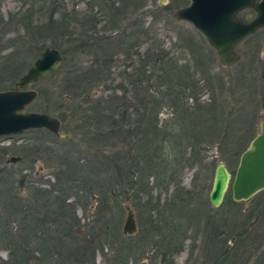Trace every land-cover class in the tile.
<instances>
[{
  "label": "trees",
  "instance_id": "1",
  "mask_svg": "<svg viewBox=\"0 0 264 264\" xmlns=\"http://www.w3.org/2000/svg\"><path fill=\"white\" fill-rule=\"evenodd\" d=\"M64 1L25 0L28 9L24 13L11 15L6 22L0 19L3 34L12 31V26L25 31L20 42H16L17 48L5 59L14 62L29 43L42 39L57 43L66 39L69 48L61 44L54 46L62 54L61 64L39 82L51 80L63 71L60 94L70 98L66 110L73 109L79 100L78 110H73L79 117L73 121L82 122L77 125L82 131L81 138L90 147L102 148L88 162L79 160V163L66 154L58 163L64 181L58 187L49 190L29 187L24 197L22 181L15 188L4 181L0 187V248L9 249V257L0 264H86L92 262L95 249L107 242L117 243L127 256L130 244L144 237L143 224L146 232L158 229L154 222L162 225L163 237L168 239L164 241L171 264L172 256L183 246L191 228L184 226L187 220L184 210L192 191L185 190L184 197L179 193L176 205H170L169 200L162 202L161 193L177 183L184 168L203 164V145L208 148L219 142L221 153L230 155L220 159L232 162L236 156L240 158L246 148H234V145L240 141L244 126L249 128L243 144L253 140L249 134L257 125L254 103L245 100L242 107L232 105L231 116L216 100L202 105L192 77L166 53L162 54L161 45L151 37L149 28L139 17L145 0H94L108 22L102 31L96 29L99 15L93 14L96 6L92 1L88 3L89 13L77 19L76 29L72 30L75 16L66 10ZM246 12L253 14L251 10ZM37 14L45 22L35 24L33 17ZM107 30L118 32L105 35ZM73 35L77 38L73 39ZM144 39L151 41L145 52H128L135 47L139 50ZM74 43L77 45L73 46ZM121 54L136 65L124 75L125 88L110 81L106 83L113 58ZM86 55H91L93 60L79 66ZM100 86L107 96H97ZM165 107L170 109L169 117L159 122ZM129 109L134 113L129 114ZM224 111L229 118L222 119ZM58 120L61 130L66 131V117L60 116ZM120 143L123 150L118 149ZM89 146L84 154H92ZM90 198L87 216L91 221L82 226L76 211ZM124 202H129L136 211L141 235H122ZM251 212L246 218L251 217ZM145 213L156 216L151 221L153 225H148L141 216ZM261 213L242 231L234 233L233 243L223 252L217 248L223 236L221 225L214 222L210 233L205 235L208 241L205 246L210 253L205 263L218 264L217 260H224L227 264L234 244L239 242L241 247L243 243L244 248L254 245L264 232V227L261 228L264 213Z\"/></svg>",
  "mask_w": 264,
  "mask_h": 264
},
{
  "label": "rangeland",
  "instance_id": "2",
  "mask_svg": "<svg viewBox=\"0 0 264 264\" xmlns=\"http://www.w3.org/2000/svg\"><path fill=\"white\" fill-rule=\"evenodd\" d=\"M24 1L0 0V19L2 22H6L11 15L19 14V12L24 13L28 9V4ZM90 1L93 2L94 0L64 1L66 10L70 12L71 16H75L72 30L76 29L77 19L89 13L88 3ZM93 3L97 8H93V14L98 12L99 15L96 29L102 31L108 22L102 12H100L99 6L95 2ZM189 4L190 0H145V7L139 10V17L145 23V27L149 28L151 37L156 39L161 45L162 54L166 53L176 62L179 68H183L185 73L192 77V81L198 86L196 89L199 90L197 98L202 105L210 102L213 104L216 100L215 102L219 103L220 106L223 104L224 110L228 111L231 116L233 112L232 105L242 107L245 100L254 103L253 107L257 113V125L249 135L255 137L259 133V126L264 125V29L257 31L250 37L248 36V38L239 43L235 47V54L238 58L237 63L232 67L224 68L214 49L210 47L206 39L194 26L187 22L179 21L175 17L177 11L189 6ZM246 11L249 10L239 14V18L248 23V21L252 20L254 13H247ZM33 18L35 24L45 22V18L39 14ZM55 18L57 19L58 17ZM12 27L14 29L7 33L3 34L0 31V92L13 90L15 82L32 66L45 48H55L54 46L59 44L68 47L66 39H59L57 43L51 39H42L37 43H29L28 46H25L24 52H21L22 54L14 62H10V60L5 58L17 48L16 42H20V38L25 35L24 29L20 28V26ZM115 32L112 33L107 30L105 35L111 34L110 36H112ZM72 38L76 39L77 36L73 35ZM150 42L145 39L141 40L139 50L135 47V49L132 48L128 52L130 54L137 51L143 53L149 47ZM76 45L77 43H74L73 46ZM91 60H93L92 56L86 55L79 66L89 64ZM9 62L10 64L8 65ZM132 66H136L135 63L125 59L122 54L113 58V64L110 67L106 83L110 81L113 85H121L125 88L124 75L127 73L126 71L131 70ZM62 74L63 71H60L58 76H54L51 80L41 81L30 87L29 89L36 91L38 95L35 101L25 107L24 111L45 113L56 118L65 116L66 122L64 126L66 131L60 129V134L67 135L69 137L68 141H60L58 137L47 130H31L22 134L0 137V187L3 186L4 181H7V183H10V187L15 188L22 181L24 184L22 195L24 197L28 194L27 188L29 187L46 190L58 187L64 183L63 178L60 176L62 170H60L58 163L64 159L66 154L74 157L75 161L88 162L92 155L98 153L97 151L102 148L90 147L89 143L82 140L80 134L82 131L78 127L82 125V122L76 123L73 121L74 118L78 119L79 117L78 112L75 114L76 110H78L79 100L76 101L73 109L66 110L67 106L65 105H68L70 98L67 94H60L64 85ZM127 89L131 95L130 87L128 86ZM45 91L48 93L44 96L43 94L41 95ZM97 91L99 98L108 95L101 86L97 88ZM189 102L191 101L189 100ZM169 110L165 107L161 111L159 122L169 117ZM225 111L222 112V119L229 118ZM128 113L132 114L134 110L129 109ZM248 128L247 126L243 127L239 144L234 145V142L232 143L234 148L245 149L249 146L250 139L247 144H243V141L247 140ZM88 146L91 148L92 154H84L89 150ZM220 146L219 142H215L208 148L203 145V157L205 158L203 164L192 165V167L186 166L187 168H184L177 177V183L170 185L166 193H161L160 195L162 202L163 200L166 202L169 200L171 202L170 205H176L179 193L181 197H184L183 193L185 190L192 191V195H188V200L190 201L186 200L187 204L184 210L185 219H187L184 226H191V228L186 233L184 251L176 256L174 264H206V256L210 253H208L205 246V242L208 243L205 240V235L210 233L209 231H211L214 222L221 225L219 230L223 233V236L217 243V248L223 252L233 243L231 239L234 233L242 231L259 212H262L261 214L264 213V190L249 201H233L231 184L234 181L233 178L235 177L239 156L232 159V162L223 160L225 158L220 159L222 157H230L229 154L221 153L219 150ZM121 148L123 150V145L120 143L118 149ZM11 158H19L20 160L13 163L10 162ZM80 161L79 163H81ZM219 162L224 163L232 176V181L225 193L221 206L213 208L209 204L208 198L214 182V170ZM211 165L214 166L211 167ZM149 181L151 182V179ZM157 191V193H160L159 190ZM91 202L92 198L86 200L83 208L76 211V217L82 226L91 221L87 216ZM123 207L126 210H124L122 220H124L127 211L131 209V205L129 202H124ZM250 211H252L251 217L246 218L245 215H249ZM200 217L203 218V222ZM206 217L212 218L214 221ZM235 222H239V225L236 226L237 223ZM263 227L264 221L261 228ZM197 231L198 234H196ZM229 254L231 257L227 264H264V232L250 248L249 245L244 248L243 243L239 247L238 242L233 245ZM8 257L9 249H2L1 247L0 261H5ZM217 262L218 264H224L225 261L217 260Z\"/></svg>",
  "mask_w": 264,
  "mask_h": 264
},
{
  "label": "water",
  "instance_id": "3",
  "mask_svg": "<svg viewBox=\"0 0 264 264\" xmlns=\"http://www.w3.org/2000/svg\"><path fill=\"white\" fill-rule=\"evenodd\" d=\"M247 9L255 12L248 23L239 18ZM175 17L192 26L206 39L219 57L222 67L234 66L238 58L235 47L248 36L264 28V0H190L189 6L176 12ZM62 62L60 51L45 48L32 66L14 84L13 90L0 92V137L22 134L31 130H47L62 142L69 137L61 135L60 121L45 113L25 112V107L37 98V92L30 90L38 81L53 74ZM11 158L10 162H18ZM235 177L219 163L214 172L209 193V204L218 208L231 184L232 199L236 202L250 200L264 190V125L241 154ZM131 210H128L122 233L133 235L137 227Z\"/></svg>",
  "mask_w": 264,
  "mask_h": 264
},
{
  "label": "flooded vegetation",
  "instance_id": "4",
  "mask_svg": "<svg viewBox=\"0 0 264 264\" xmlns=\"http://www.w3.org/2000/svg\"><path fill=\"white\" fill-rule=\"evenodd\" d=\"M116 31L115 33H117ZM119 93V92H117ZM121 94V93H119ZM125 209V208H124ZM126 210V209H125ZM134 215L135 223L137 227L136 233L134 236L141 235L140 223L138 216H136V211L131 207L130 209ZM90 211L88 212V214ZM148 221V225H153L151 221L154 222L156 216L153 214H142ZM154 225L158 227L156 231L146 232L144 226V237H138L135 239L136 242H132L130 247H128L127 256L122 254V249L117 243H102L95 252L92 262L86 264H169L168 250L165 246V241H168L167 238H164V232L162 225L158 222H154ZM123 228V223H122ZM121 228V233H122ZM124 237H134L133 235H124ZM185 245L180 248L178 253L174 254L171 258V264H174L176 256L180 255L184 251ZM39 257V254H36ZM7 260V259H6ZM69 264V263H68Z\"/></svg>",
  "mask_w": 264,
  "mask_h": 264
}]
</instances>
